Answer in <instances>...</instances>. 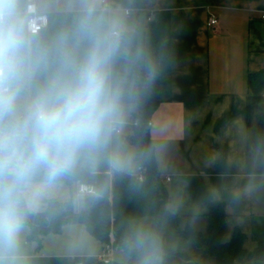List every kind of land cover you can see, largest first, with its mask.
<instances>
[{"label": "crops", "instance_id": "1", "mask_svg": "<svg viewBox=\"0 0 264 264\" xmlns=\"http://www.w3.org/2000/svg\"><path fill=\"white\" fill-rule=\"evenodd\" d=\"M104 1L35 0L37 10L49 16V26L30 35L27 2L16 0L37 63L18 85L13 118H21L36 96L54 99L57 86L71 78L61 59L67 54L79 62L86 55L92 40L78 28L87 22L97 36L115 45L107 82L118 94L121 114L115 127L121 133L112 131L104 146L83 155L77 166L92 173L137 175L135 147L128 138L138 112L135 95L143 89L140 65L151 72L158 62V106L149 128L180 227L206 237L209 210L223 203V242L240 230L245 250L264 244V0ZM211 15L218 20L214 27L208 25ZM84 199L74 205L75 212L85 208ZM30 232V226L22 224L15 248L0 247V264H99L104 244L81 222L43 236L40 247L28 239ZM164 242L198 264H215L205 246L179 236L170 221ZM117 254L115 263L128 261V255L121 259ZM235 264L264 262L239 259Z\"/></svg>", "mask_w": 264, "mask_h": 264}, {"label": "clouds", "instance_id": "2", "mask_svg": "<svg viewBox=\"0 0 264 264\" xmlns=\"http://www.w3.org/2000/svg\"><path fill=\"white\" fill-rule=\"evenodd\" d=\"M78 31L92 40V46L79 62L62 56L71 78L57 86L55 98L36 96L21 118L0 127V154H9L0 159V170L7 169L17 180L41 172L54 181L70 172L83 155L104 146L119 122L118 94L107 82L115 45L97 36L87 22ZM36 63L16 0H0V121L15 117L18 85L31 76ZM10 197L11 189L0 191V247L9 250L15 248L22 228Z\"/></svg>", "mask_w": 264, "mask_h": 264}, {"label": "trees", "instance_id": "3", "mask_svg": "<svg viewBox=\"0 0 264 264\" xmlns=\"http://www.w3.org/2000/svg\"><path fill=\"white\" fill-rule=\"evenodd\" d=\"M144 56V47H142ZM143 89L138 99V112L133 134L128 138L135 147V160L146 168L144 181L122 171L92 173L76 166L70 172L49 181L41 172L33 173L24 180H17L7 169L0 170V191L11 189V201L22 224L28 225L30 241L40 247L43 236L60 233L69 222H81L95 239L105 244L110 235L115 245L128 255L124 264H198L185 254L172 252L164 242L165 225L170 221L179 236L193 238L199 246H205L214 257L215 264H235L236 260L248 259L264 262V244L253 250L244 249L245 235L235 230L228 243L223 242L226 229L224 204L212 206L208 213L209 232L206 237L190 228L182 229L179 217L170 208V195L160 176L148 121L158 106L157 87L160 83L158 62L151 72L140 65ZM264 81V72L261 74ZM13 117H5L0 127L7 128ZM8 153L0 154L7 159ZM30 182H64L70 187L67 201L49 200L43 212L28 210L24 191ZM94 185L98 195L86 196L85 208L74 211L73 186L76 183ZM99 264H103L99 262ZM117 264V263H116Z\"/></svg>", "mask_w": 264, "mask_h": 264}, {"label": "built area", "instance_id": "4", "mask_svg": "<svg viewBox=\"0 0 264 264\" xmlns=\"http://www.w3.org/2000/svg\"><path fill=\"white\" fill-rule=\"evenodd\" d=\"M26 27L30 35H38L41 31L46 29L49 26V16L46 13L40 12L37 10L35 0H26ZM106 2L103 0V3ZM106 4L105 6H107ZM128 13V12H127ZM262 19L264 20V13L262 14ZM151 16L149 17V19ZM218 20L215 15L209 17L208 25L211 27L216 26ZM132 124L134 126L139 124V121L134 119ZM148 126H152V122L148 121ZM115 133H121V130L118 127H114L113 130ZM113 173V172H112ZM111 173V175H112ZM146 174V168L144 166H139V171L136 175L139 181H144ZM167 180H170L168 177ZM90 195H98L97 190L94 185L85 184V183H76V196L86 197ZM119 248L115 245L114 235H110V240L104 244L101 253L98 255L99 262L103 264H116L115 255Z\"/></svg>", "mask_w": 264, "mask_h": 264}, {"label": "rangeland", "instance_id": "5", "mask_svg": "<svg viewBox=\"0 0 264 264\" xmlns=\"http://www.w3.org/2000/svg\"><path fill=\"white\" fill-rule=\"evenodd\" d=\"M71 195L70 187L64 182H30L24 191L26 204L27 200L30 202L28 210L32 213L43 212L49 200L67 201ZM84 198L76 196V186H73L74 205H78ZM126 255L122 249L118 250L117 257L123 259Z\"/></svg>", "mask_w": 264, "mask_h": 264}]
</instances>
